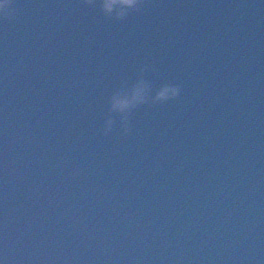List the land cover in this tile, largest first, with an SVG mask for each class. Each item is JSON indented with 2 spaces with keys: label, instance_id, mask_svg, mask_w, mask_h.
<instances>
[{
  "label": "water",
  "instance_id": "95a60500",
  "mask_svg": "<svg viewBox=\"0 0 264 264\" xmlns=\"http://www.w3.org/2000/svg\"><path fill=\"white\" fill-rule=\"evenodd\" d=\"M15 6L0 264H264V0H145L124 20L85 0ZM146 64L180 96L103 135L109 97Z\"/></svg>",
  "mask_w": 264,
  "mask_h": 264
},
{
  "label": "clouds",
  "instance_id": "9594fccd",
  "mask_svg": "<svg viewBox=\"0 0 264 264\" xmlns=\"http://www.w3.org/2000/svg\"><path fill=\"white\" fill-rule=\"evenodd\" d=\"M85 3L93 7L98 6L105 17L124 20L131 13L142 11L145 0H85ZM17 13L15 0H0V16L11 20ZM149 68L150 65H144L135 82L131 84L128 81L122 82L109 97V114L102 129L103 135L113 131L117 116L123 128L122 134L126 135L131 130L130 117L135 109L145 104L165 103L180 96L182 91L180 84L163 83L157 88L151 80L145 79V73Z\"/></svg>",
  "mask_w": 264,
  "mask_h": 264
}]
</instances>
